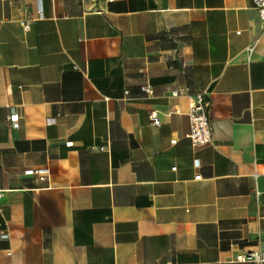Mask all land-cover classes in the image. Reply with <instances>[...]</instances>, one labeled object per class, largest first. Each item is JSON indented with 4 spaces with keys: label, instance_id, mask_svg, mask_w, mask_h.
I'll use <instances>...</instances> for the list:
<instances>
[{
    "label": "crops",
    "instance_id": "1",
    "mask_svg": "<svg viewBox=\"0 0 264 264\" xmlns=\"http://www.w3.org/2000/svg\"><path fill=\"white\" fill-rule=\"evenodd\" d=\"M198 92L213 139L195 148ZM0 188V264H264L238 260L264 252L258 9L0 0Z\"/></svg>",
    "mask_w": 264,
    "mask_h": 264
},
{
    "label": "built area",
    "instance_id": "2",
    "mask_svg": "<svg viewBox=\"0 0 264 264\" xmlns=\"http://www.w3.org/2000/svg\"><path fill=\"white\" fill-rule=\"evenodd\" d=\"M252 4L258 9L260 13L261 20L264 24V0H251ZM30 19L23 21L25 29H29ZM145 91L153 93V89L151 86L146 85L144 87ZM186 93V89H174L172 91L173 96H180ZM209 111H210V101L207 99V94L205 92H198L193 95L190 99L188 116L190 118L191 129L187 134V137L190 139L191 144L195 148L203 147L212 142L213 132L212 127L209 122ZM9 120L14 128L19 126V114L17 112H13L9 116ZM152 124L155 126L160 125L159 118L156 112H152L151 114ZM55 119H48L49 123L54 122ZM173 143L176 140H172ZM175 169V168H174ZM29 173H36L41 175H46L49 173L47 168L28 170ZM201 176H195V179H200ZM3 190L0 188V197L2 196ZM1 238H8L9 233L7 231H3L0 233ZM238 260L241 262H264V252H249L247 254L240 255Z\"/></svg>",
    "mask_w": 264,
    "mask_h": 264
}]
</instances>
